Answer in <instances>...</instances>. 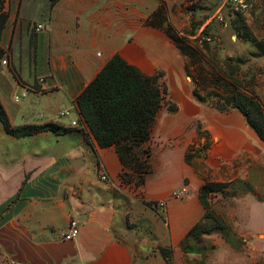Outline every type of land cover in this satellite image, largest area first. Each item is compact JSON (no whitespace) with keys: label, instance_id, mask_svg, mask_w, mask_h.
I'll return each instance as SVG.
<instances>
[{"label":"crops","instance_id":"0c3cea01","mask_svg":"<svg viewBox=\"0 0 264 264\" xmlns=\"http://www.w3.org/2000/svg\"><path fill=\"white\" fill-rule=\"evenodd\" d=\"M158 4L60 0L51 6L49 0H5L8 20L0 47L9 52L25 83L44 78V86L27 92L33 97L28 104L8 107L1 86L6 82L13 93L27 88L0 60L7 75L0 73V100L10 122L15 127L55 123L69 131L15 138L0 122L3 143L13 144L12 149L0 146V157H8L18 175L11 192L0 197V264H167L160 248L171 250L173 264H192L193 254L182 243L205 214L199 201L203 177L219 183L243 178L233 162L247 141L254 143L243 114L237 109L207 113L205 107L191 105L161 114L160 138L147 144L152 148L150 172L137 187L122 180L121 174L131 171L123 166L117 147L97 144L76 104L116 54L146 75L161 71L171 85L183 87L181 51L163 29L147 23ZM38 25L43 27L39 31ZM71 109V120L65 121L60 114ZM196 119L215 140L204 152L192 151L189 163L185 154L193 138L197 148L205 141L191 126ZM72 120L79 126L71 127ZM189 126V135L181 140L177 133ZM27 139L35 148L23 143ZM183 186L188 189L185 198L174 199L172 192ZM159 201L165 202L164 209L155 206ZM71 221L79 234L66 240Z\"/></svg>","mask_w":264,"mask_h":264},{"label":"rangeland","instance_id":"374dc122","mask_svg":"<svg viewBox=\"0 0 264 264\" xmlns=\"http://www.w3.org/2000/svg\"><path fill=\"white\" fill-rule=\"evenodd\" d=\"M155 11L151 17L153 23L164 31L172 27L179 36L189 40L188 45L196 52L195 56L193 54L189 58L181 53L185 65L183 87H174L165 75L162 77V81L169 87L163 111L161 110L159 116L163 113L174 114L178 110L177 107L190 105L205 107L207 113L212 110L215 114L223 115L231 111L225 99L241 89L236 82L225 77L224 72L241 81L248 94L264 111V0H159ZM241 25L252 40L238 38V35H243L238 31ZM200 36L201 39L196 40ZM205 44L210 50L208 54ZM1 60L17 82L26 86L27 92L39 88L37 79L27 84L19 77L18 65L12 62L9 52L8 57ZM21 66L22 74L27 78L28 65L25 58L21 59ZM3 71L0 69V73L7 77ZM158 72L161 71L155 73ZM36 75L40 77L43 73L38 70ZM6 85L5 82V85L1 86V98L8 107H24L28 100L33 99L27 93L22 96L20 89L13 93L11 86ZM195 91L200 99L195 97ZM15 97L19 98L18 102H15ZM190 99L194 104H190ZM46 100L41 99V103ZM173 109L175 110L172 111ZM159 116L152 127V138L155 139L160 138ZM71 117L63 119L70 121ZM244 118L246 120L245 116ZM191 126L205 141L197 148V137L193 138V144L188 146L185 154L186 162L189 163L192 151L204 152L215 140L207 129H203L200 119L194 120ZM246 127L253 135L254 143L247 141L233 162V168L239 169L243 178L228 183L222 193L209 195L213 210L224 219L227 228L203 235L202 240H186L183 249L192 252V264H264V235L257 234L264 233V202L256 201L251 193L254 192L258 199L264 200V143L248 123ZM189 132L190 126L179 131L177 136L184 140ZM3 133L0 125V146L12 149L13 144L3 143ZM22 141L30 149L35 148L34 145L31 146L30 139ZM179 145L181 143L173 147ZM145 148L146 146H140L133 154L139 159H144ZM148 148L152 154L151 146ZM6 161L8 157H0V197L8 195L18 179L16 167ZM205 179L206 177H203V180ZM5 187L7 189L3 190ZM213 226L217 225L206 221V229Z\"/></svg>","mask_w":264,"mask_h":264},{"label":"trees","instance_id":"16d2710c","mask_svg":"<svg viewBox=\"0 0 264 264\" xmlns=\"http://www.w3.org/2000/svg\"><path fill=\"white\" fill-rule=\"evenodd\" d=\"M60 0H49L54 6ZM5 0H0V39L8 20L4 7ZM147 23L160 28L153 23L151 17ZM243 35L238 38L252 40L247 30L242 25L238 28ZM166 34L175 43L181 53L189 58L196 52L189 46L186 37L179 36L171 27L165 29ZM201 39V36L196 40ZM262 47V44L259 43ZM205 50L210 53L207 44ZM8 57V51L0 47V60ZM209 58H211L209 56ZM188 72V63L186 65ZM229 80L236 82L241 90L226 97V102L231 109L239 110L246 117L249 126L256 132L264 143V111L256 100L248 94L242 82L230 74L223 73ZM163 72L146 75L137 67L128 64L119 54L114 55L103 67L96 77L85 87L77 98L78 112L91 134L101 148L116 146L123 166L131 172H123L121 178L126 183L134 182L142 186L150 172V149L147 145L152 140V127L165 105L168 95L167 85L162 81ZM195 97L200 99L198 93ZM173 109L172 111H174ZM0 122L5 132L15 138H22L38 132L51 131L55 134H65L69 129L55 123L42 125L13 126L9 116L0 100ZM146 146L143 151L144 159H139L133 153L138 147ZM228 183L209 181L207 178L199 189V201L205 210L203 220L198 222L187 234L185 240L194 238L202 240L203 235L226 229L225 221L214 210L209 195L222 193ZM212 221L217 226L205 228L206 221ZM221 225L222 227H218ZM167 264L172 263L171 250L160 248Z\"/></svg>","mask_w":264,"mask_h":264},{"label":"built area","instance_id":"2783aa9c","mask_svg":"<svg viewBox=\"0 0 264 264\" xmlns=\"http://www.w3.org/2000/svg\"><path fill=\"white\" fill-rule=\"evenodd\" d=\"M42 28H43L42 25H38L37 28H36V30L39 31ZM38 82H39L40 85H43L44 86V78H40ZM26 93H27V91L26 90H23L22 96H25ZM14 100H15V102H18L19 101V98L18 97H15ZM72 110L73 109L66 110V111L62 112L60 114V116L65 117V118H69V117L72 116ZM78 126L79 125L77 123V120H72L71 121V127L75 128V127H78ZM101 179L102 180H106L107 177L105 175H102L101 176ZM187 193H188L187 187L186 186H183L181 189L173 191L172 192V197L174 199L183 200L185 198V196L187 195ZM155 206L158 207V208H160V209H164L165 202L164 201H159V202L155 203ZM78 234H79V229H78V227L76 225V222L75 221H71L70 227H69V231L65 235V239L66 240H72V239L76 238L78 236Z\"/></svg>","mask_w":264,"mask_h":264}]
</instances>
